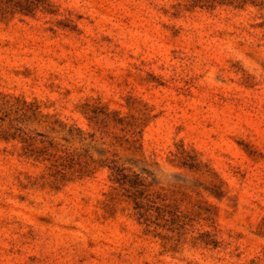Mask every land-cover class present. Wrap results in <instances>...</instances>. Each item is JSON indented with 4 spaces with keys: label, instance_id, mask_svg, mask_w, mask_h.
Segmentation results:
<instances>
[{
    "label": "rangeland",
    "instance_id": "1",
    "mask_svg": "<svg viewBox=\"0 0 264 264\" xmlns=\"http://www.w3.org/2000/svg\"><path fill=\"white\" fill-rule=\"evenodd\" d=\"M0 264H264V0H0Z\"/></svg>",
    "mask_w": 264,
    "mask_h": 264
}]
</instances>
